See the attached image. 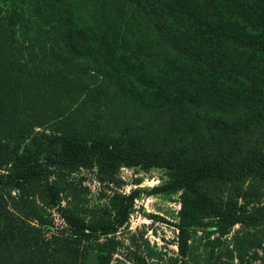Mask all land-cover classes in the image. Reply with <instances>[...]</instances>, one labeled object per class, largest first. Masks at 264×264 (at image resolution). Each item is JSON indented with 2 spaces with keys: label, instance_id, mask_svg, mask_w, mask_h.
<instances>
[{
  "label": "trees",
  "instance_id": "trees-1",
  "mask_svg": "<svg viewBox=\"0 0 264 264\" xmlns=\"http://www.w3.org/2000/svg\"><path fill=\"white\" fill-rule=\"evenodd\" d=\"M44 1L54 20L53 39L64 57L92 64L102 84L140 108L173 117L189 109L243 114L239 124L207 119L220 135L264 124V0H132L152 23L166 53L173 54L152 61L149 55L138 58L130 52L125 35L108 19L83 22L77 0ZM21 14L12 7L0 8V264H86L90 253H96V264H111L115 256L132 264H156L144 234L129 226L134 194H114L90 209L75 200L62 171L92 165L111 175L122 167L171 173L172 179L153 192H182L175 225L181 258L190 232L209 227L204 220H214L210 232L224 236L237 218L205 205L199 185L234 184L252 176L264 180V151L232 168L223 162L193 167L183 148L146 150L138 139L84 133L67 121L36 136V116L49 87L44 73L22 58L16 30ZM175 18H185L195 30L183 33ZM226 44L251 53L243 57L238 51L236 59ZM235 150L243 151L235 143L229 156ZM254 223L264 232V207ZM238 240L233 251L223 253L214 252L218 239L210 241L208 264H234V254L237 264H264L263 243L257 247L263 256L254 251L244 261Z\"/></svg>",
  "mask_w": 264,
  "mask_h": 264
},
{
  "label": "rangeland",
  "instance_id": "rangeland-1",
  "mask_svg": "<svg viewBox=\"0 0 264 264\" xmlns=\"http://www.w3.org/2000/svg\"><path fill=\"white\" fill-rule=\"evenodd\" d=\"M76 5L83 22L105 18L117 26L126 37L129 51L136 57L149 55L148 61H152L160 55H173L172 52L166 53L168 51L152 23L132 0H77ZM6 7L22 13L16 27L22 58L31 62L37 72L44 73L43 80L49 87L36 116L40 125L33 129L36 136L49 134L60 121H67L71 127L84 133L138 139L146 150L168 153L183 148L184 158L193 167L223 162L225 167L232 168L264 151V124L251 126L248 131L236 135H220L208 126L207 119L212 117L239 124L242 113L227 116L189 109L179 117L155 114L122 97L116 89L102 84L93 73L92 64L82 60L68 61L53 39L54 20L44 0H0L1 10ZM175 24L187 35L195 30L185 18H175ZM224 47L229 48L228 53L236 59L238 51L243 57L251 53L250 49L234 45L226 44ZM235 143L243 151L235 150L229 156ZM62 173L80 207L90 209L104 205L114 194H134L135 212L130 217L129 226L132 231L144 234L156 264H208L210 241L218 239L214 252L223 253L225 249L227 252L235 249L232 245L236 237L242 245L244 261L250 260L254 251L258 252V257L263 256L257 247L261 243L264 245V232L254 223V218L263 212V179L252 176L234 184L199 185L205 205L221 207L234 215L237 223L224 236L218 237L210 232L214 220H204V223H210L209 227L190 232L186 255L181 258L175 246V225L179 220V196L182 192L169 195L153 192L172 179L168 170L122 167L111 175L92 165L63 170ZM187 195L195 198L191 193ZM64 197L63 194V206L67 204ZM234 259L233 263L237 264ZM86 264H96V253L88 255ZM111 264L132 263L115 256Z\"/></svg>",
  "mask_w": 264,
  "mask_h": 264
}]
</instances>
